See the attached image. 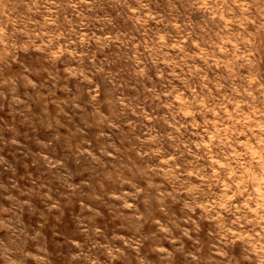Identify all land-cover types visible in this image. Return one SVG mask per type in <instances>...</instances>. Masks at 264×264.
Returning <instances> with one entry per match:
<instances>
[{"label":"rangeland","instance_id":"obj_1","mask_svg":"<svg viewBox=\"0 0 264 264\" xmlns=\"http://www.w3.org/2000/svg\"><path fill=\"white\" fill-rule=\"evenodd\" d=\"M0 264H264V0H0Z\"/></svg>","mask_w":264,"mask_h":264}]
</instances>
